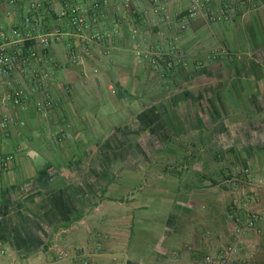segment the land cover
<instances>
[{
    "label": "crops",
    "instance_id": "1",
    "mask_svg": "<svg viewBox=\"0 0 264 264\" xmlns=\"http://www.w3.org/2000/svg\"><path fill=\"white\" fill-rule=\"evenodd\" d=\"M115 3L101 23L114 35L108 56L93 45L77 65L70 37L52 49L46 87L33 74L52 67L41 59L0 80V154L14 157L0 171V264H199L229 245L234 264H264V0H213L229 19L200 15L180 34L192 0L161 1L171 27L152 0L118 26ZM129 22L152 49L181 48L188 66L177 59L165 73L139 61ZM59 25L71 32L66 20L49 28ZM17 90L22 102L6 99ZM235 202L261 214L239 239Z\"/></svg>",
    "mask_w": 264,
    "mask_h": 264
},
{
    "label": "built area",
    "instance_id": "2",
    "mask_svg": "<svg viewBox=\"0 0 264 264\" xmlns=\"http://www.w3.org/2000/svg\"><path fill=\"white\" fill-rule=\"evenodd\" d=\"M0 0V25H7L10 28H0V80L9 79L15 73L26 75L35 60L41 59L44 62L51 61L52 67L40 73L34 70L33 74L38 79L41 87H46L51 76L57 67V63L51 59V52L55 45L64 44L70 37L79 42V47L72 46L70 55L72 62L85 66L86 55L90 54L91 46L106 45L104 54H110V48L114 45V35L101 29V23L105 16L104 9H107L111 0ZM114 22L120 26L127 17L136 14V5L143 0H114ZM157 4L156 13L161 12V23L167 27L172 26V18L167 10L160 3L165 0H152ZM200 15H205L211 22L228 20L225 10L216 13L213 7V0H192V4L183 16L178 19L177 34L185 32L190 22ZM66 20L71 32L63 26L49 28L51 20ZM130 36L136 45V58L140 61L144 55L148 57L149 64L154 69H160L165 73L175 68V61L178 59L183 66H188L185 53L181 48L173 47L170 51L152 49L149 45L150 38L142 30L129 22ZM177 36V35H176ZM41 46V53L37 46ZM41 54V56H40ZM227 54L226 49L210 52L212 59L220 58ZM94 73H99L98 69ZM89 80V76L85 75ZM26 98L23 90H17L8 95L6 99L22 102ZM53 102L49 99L38 103L39 109L45 117H48ZM9 123V116L2 115L0 126L6 127ZM14 157L0 154V171L10 170L13 167ZM246 174L249 170L245 171ZM238 187L239 183H234ZM249 203L258 202V195L247 197ZM243 206V207H242ZM240 211L245 212L243 217ZM230 217L235 223L233 234L235 239L257 229L261 214L257 210L249 209L248 205H239L236 202L230 207ZM239 256V249L229 245L222 247L217 254L206 255L199 264H234ZM61 257L67 258V253ZM254 253L249 254L253 258ZM77 264H88L77 260Z\"/></svg>",
    "mask_w": 264,
    "mask_h": 264
}]
</instances>
